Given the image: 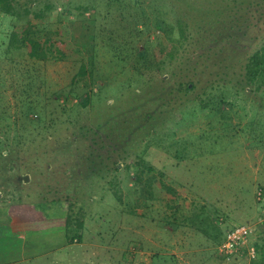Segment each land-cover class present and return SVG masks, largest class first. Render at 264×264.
Here are the masks:
<instances>
[{
	"label": "rangeland",
	"instance_id": "1",
	"mask_svg": "<svg viewBox=\"0 0 264 264\" xmlns=\"http://www.w3.org/2000/svg\"><path fill=\"white\" fill-rule=\"evenodd\" d=\"M232 1L17 0L16 16L0 7V256L15 259L5 264H264V94L223 84L183 106L160 100L173 64L191 54L190 32L180 45L166 30L178 15L206 16L192 23L195 36L227 16L254 12L262 24V0ZM29 24L71 53L29 57L12 40ZM31 102L35 123L15 124ZM71 201L85 221L72 246L63 241ZM239 224L255 231L253 263L226 260L210 237Z\"/></svg>",
	"mask_w": 264,
	"mask_h": 264
},
{
	"label": "trees",
	"instance_id": "2",
	"mask_svg": "<svg viewBox=\"0 0 264 264\" xmlns=\"http://www.w3.org/2000/svg\"><path fill=\"white\" fill-rule=\"evenodd\" d=\"M224 1V0H221ZM237 3H250V5L256 6L258 0H233ZM232 1V2H233ZM253 1V2H252ZM17 0H0V7L4 11L12 16L17 15ZM233 2V3H234ZM262 11L258 10V20L263 21L262 24L257 22L253 18H246L244 15L236 16L229 20L227 16L226 22L222 20L218 23L214 19V28L207 31V35L198 34L195 36L192 23H200L207 19L204 14L200 16V19L193 21L188 20L184 15L182 19H179V15L176 17L174 26L166 29L170 31V38H173L175 32H179V39H175L178 44L182 42L186 43V32H190L192 42L189 43L185 51L191 52L183 58V63L174 67L170 73V79L174 80V84L171 86L172 90L161 97V104L175 103V105H184L189 100V96L192 94H199L197 90H205L220 85H232L241 91H245L246 87L254 86L255 90L264 94V3L263 0L259 3ZM0 8V9H1ZM258 9H261L257 7ZM1 9V10H2ZM51 6H45L43 11H51ZM29 9H27V12ZM40 11V12H41ZM220 15V12H217ZM30 15V14H29ZM42 15V14H40ZM35 17H39L38 14H34ZM209 22V21H208ZM30 24L26 26L16 27L13 33L12 40L17 42L20 47L26 49L29 57L37 60H47L50 57L59 56L58 58H66L72 50H68L66 43L60 40L58 37H45L40 39L37 33L32 32ZM196 31H202L204 27H196ZM56 34V33H55ZM54 34V35H55ZM49 35V34H48ZM81 47H92L82 44ZM94 49V47L92 48ZM140 55L137 57L140 66L136 67L137 72L140 75L146 76V70L151 72V68L147 65V59L145 58L147 53L145 50H140ZM176 52V49H175ZM175 52L170 50V62L172 63L176 56ZM73 53V52H72ZM151 59V58H150ZM149 59V61H150ZM174 59V60H173ZM163 63V62H162ZM163 67V66H158ZM86 67L82 65L80 67L81 73H85ZM151 77H159L158 74L151 73ZM161 80V79H160ZM165 82L166 80H162ZM245 83V84H244ZM246 86V87H245ZM138 95L139 93H135ZM159 100V101H160ZM39 109L34 107L32 102L28 104L26 110L18 114V120L29 124L35 122L33 117H37ZM30 116L32 118H30ZM149 115L144 117L147 120ZM23 136L17 138V145L22 144ZM5 144L0 142V156L5 158L4 155L6 149ZM118 170V166L115 167ZM68 179V178H67ZM166 187V186H165ZM171 192L172 189L170 188ZM263 191V189H261ZM175 193V192H173ZM78 202L71 201L69 213L66 217L64 224V233L66 242L68 245H76L84 240L85 221L81 212V207L77 211L75 207ZM215 230L217 228L214 227ZM221 233V234H220ZM210 237L217 240L216 244L222 243L224 234L222 232L211 233ZM220 243V244H221Z\"/></svg>",
	"mask_w": 264,
	"mask_h": 264
},
{
	"label": "built area",
	"instance_id": "3",
	"mask_svg": "<svg viewBox=\"0 0 264 264\" xmlns=\"http://www.w3.org/2000/svg\"><path fill=\"white\" fill-rule=\"evenodd\" d=\"M258 199L259 201L264 200V192L262 190L258 193ZM255 237L254 229L248 225L239 224L232 226L226 231L223 242L219 246V252L226 260L244 258L253 263L260 254L259 246L256 243H252ZM180 264L190 263L183 261Z\"/></svg>",
	"mask_w": 264,
	"mask_h": 264
},
{
	"label": "crops",
	"instance_id": "4",
	"mask_svg": "<svg viewBox=\"0 0 264 264\" xmlns=\"http://www.w3.org/2000/svg\"><path fill=\"white\" fill-rule=\"evenodd\" d=\"M64 240L63 241H65V243H67L66 242V237H65V234H64ZM63 241H62V243H63ZM11 257V258H10ZM20 257L22 258L23 257V255H20ZM25 257V256H24ZM9 258V259H8ZM17 259H20V258H17ZM7 261H9V262H12V261H15V259L13 258V256L12 255H10V254H7L6 256H0V264H5ZM9 262H7V263H9Z\"/></svg>",
	"mask_w": 264,
	"mask_h": 264
},
{
	"label": "water",
	"instance_id": "5",
	"mask_svg": "<svg viewBox=\"0 0 264 264\" xmlns=\"http://www.w3.org/2000/svg\"><path fill=\"white\" fill-rule=\"evenodd\" d=\"M28 178H26V180H27Z\"/></svg>",
	"mask_w": 264,
	"mask_h": 264
}]
</instances>
